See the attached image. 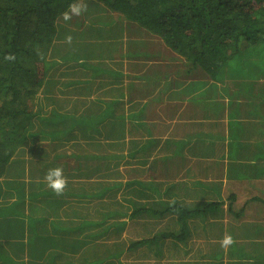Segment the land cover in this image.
I'll return each mask as SVG.
<instances>
[{
	"label": "trees",
	"instance_id": "1",
	"mask_svg": "<svg viewBox=\"0 0 264 264\" xmlns=\"http://www.w3.org/2000/svg\"><path fill=\"white\" fill-rule=\"evenodd\" d=\"M96 1L104 4L106 16L101 17V20L105 23L104 25L111 22L106 21L111 12L116 14V16L120 15L129 24L144 28L154 38L160 39L161 44L166 48V53L173 52V55H169L170 61L166 64L176 67L177 71L161 70V64L158 63L157 66L159 68L140 76L145 79L143 85L147 84L143 92L144 94L142 96L139 95L135 102L133 101V103H136L137 109L132 105V108L136 110H133L126 116L123 115L128 118L132 116L137 124H131L129 128L137 132L139 130H145L144 134L147 135V138L143 143L134 148L132 152L126 154L122 152L117 156L115 152L108 153V150L111 148L107 146H112L113 148V141L105 142L104 145L100 143L101 141L81 140L80 143L79 141H75L72 144L76 145L79 143V151L60 153L58 156L55 155L57 157L56 160L67 158L68 156H75V159L83 157L87 160L93 159L95 161L94 164L100 166L99 159L111 163L116 158H127V155L132 156L135 154L132 157L136 160L134 161L136 164L145 165V163H148V165L152 166L157 165V171L163 174L174 160V156L171 153L173 144L175 143L173 141L171 142L170 139H164L161 134H156V130L165 127L162 121L150 124L149 122L143 121V115L155 111V115L159 114L157 111V103L162 101V95L166 92L167 88H172L171 85H174L175 81L179 78H183L181 79L182 88L188 87L196 81L188 78V76H193L192 74H195L196 77L210 76L212 79L221 81V85L225 90L230 91V96L235 97L236 102L240 98L243 99L244 104L248 102L251 113L253 114L258 113V106L261 109L264 107V0ZM73 2L75 0H0V175L3 173L4 168L11 165L12 162L17 163L16 161L19 159L18 155L26 150L30 134L35 135L34 132L28 131L29 125L32 126L33 117L41 115L40 120L45 125L56 119H59V122L65 124L70 122L66 129L59 130V133L64 134L67 131L69 132L70 129L78 125L85 131V136H88L97 129V125L101 121L110 116L111 112H113L112 109H114V106L120 100H126L128 94L129 97L132 96L129 92L133 86H130L125 94L119 92L122 86H119L121 84L118 78L123 74L125 75L121 68L118 67L117 70H111L109 66L102 65L100 61H98L99 63H95L81 55L80 51L85 52L87 55L85 48L88 49L89 46H92L91 51H93L97 48V44L102 45L100 42L93 43L87 41V43L78 47V53L67 58L66 56L61 57V53L58 57H53L52 50L55 49L56 51L57 47L61 50L65 43L68 47L72 45L71 42L67 43L65 41V43H61L57 40L63 37L65 39L69 38L66 32H63L66 26L62 22L66 21L63 18V13L68 10V5ZM59 18L61 19L58 22ZM67 21L70 22V20ZM77 34V31L72 32L70 38L74 40ZM139 54L142 53H124L123 55L134 56ZM9 55L12 59L7 58ZM71 59H74L77 66L79 64L86 68L85 71L78 68L79 73L75 69L73 72L75 73V77L68 79L74 88H84L86 83L92 80L93 76L102 73H110V75L114 76L116 79H111V81L117 83L118 87H113L109 90L104 89L103 93L110 92L111 95L104 99L106 105L97 114L80 117V114H65L58 111L54 112L51 117L44 116L42 113H39L40 102L37 97L38 92L42 88H46L48 95L45 99L48 101L51 100L50 98L54 94L53 85L59 79H54V74H48V72L55 65L65 64ZM119 61L121 62V60ZM185 81H190V83L184 85ZM200 81L198 80L196 82L200 83ZM162 82L165 85H162L163 87L159 88V90L157 89L158 94L154 95L153 92L150 93L151 88L149 85L153 84L157 87V83L160 86ZM199 83L198 88L200 87ZM203 83L204 81L201 82V84ZM198 88L194 87L192 90H197ZM115 93H117L116 96H114ZM195 93L193 94L196 95ZM193 99L198 105L206 107L207 100L204 98L198 96L191 97L189 102ZM42 107L43 105H41V111ZM186 107L191 108V105H185L182 111ZM237 111V107H234L230 114V134H226L227 136L216 134L215 131L217 128L215 131H207L205 134L201 131L200 138L205 141V148L202 153L198 149L194 153L191 151L193 158L189 159L191 164L194 165L197 163L201 165L205 163V156L209 155L213 150H216L209 146V144L216 143L221 147L223 141H227L229 150L226 155L230 159L228 170L231 171L229 175L233 176L231 181L235 185L227 189L228 195L226 198L219 196L214 201L202 199L198 204V209L196 207L190 208L189 204L182 200H175L168 205L169 203L163 201L160 195L162 192L166 194V192L171 190V186H163L158 180L156 183H153L146 177L141 180L129 178L126 180L127 187H131L136 183L143 185L151 192L145 195V197L150 199L152 192H154L158 198L154 199V202L149 201L153 205H161V207L156 208L152 204L146 206L143 203L135 206L136 209L134 208L130 213H127L126 210H120L122 205L116 204L107 197L110 192L117 190L121 186V181L117 179H113L114 181H106L104 171L109 169L110 166H104L103 170L97 167L95 169L97 175L95 174L96 178H94L92 184H98L100 188L91 187L90 192H87V188L92 184L84 182L78 184L80 190L77 187L76 191H71L67 183L59 193L52 189L54 193L60 194L63 197L67 194L76 201L83 199V201L88 202L86 207L91 209L92 206H95V209H99L98 212L101 215V218L98 217L95 220H91L94 216L91 215L89 219L82 221L74 227H63L64 230L71 229L74 231L88 226L89 229L102 228L104 233H108L110 227H112L113 229H117L116 238H119L121 236V229L119 230V228L123 227L129 217L135 216V214H141L147 217L149 222H146L145 228L148 231L150 227L157 228L156 223L160 218L170 212L180 222V231L160 232L157 236L155 234L139 236L135 239H130L128 242L126 241V243L121 240L114 241L111 245L103 246L104 248L97 247L96 249L91 245L88 248L89 250H86L90 254H86L85 257L80 258V261L66 258L67 256L65 255H59V257L50 259L48 263L41 264H163L161 261L151 258V256L147 258L149 253L145 249L151 252L155 251V253L159 254V251L162 252L164 247L161 243L164 237L183 238L187 235L186 232L188 230L193 232V235L198 234V238H201L200 232H203V240L197 242L193 247L197 249L196 246L198 245V256L195 255L192 258L195 259L197 264H216L212 262L216 255L223 257L222 264H264V241H262L264 233L258 231L259 227L263 229L264 227L255 221L260 216L262 209L258 208L259 211L257 210L255 212L253 219L247 216L249 218L248 221L238 220L240 224H244L243 226L233 227L231 229V234L236 235L242 233L243 239H247L240 241V239L234 238L233 243L229 245L230 251L223 250L222 252H218L213 258L210 253L205 256L200 255L199 250L203 244H208L210 238L216 236L210 233L212 225L218 223V221L212 222L210 220L207 224L200 225L198 223V226L197 224L187 226L184 223V219L188 215L196 214L197 216L204 217L210 210H219L222 212L223 209L220 206L223 203L234 213L237 210V215L244 211V207L248 202H255L254 204H259L260 202L264 205V185L261 183L257 184L258 182L264 183V180H259L260 176H263L264 179V137H259L251 141L240 140L239 136H244L252 128V122L244 120L246 109L243 110V119L238 120L237 118L236 120ZM122 124L123 121L121 123L120 120L114 121L113 119L110 121L111 127H120L123 129L124 126ZM222 133L224 132L222 131ZM50 135L53 137L55 132H50ZM93 138L94 136H91L88 139ZM140 140H143V136L138 139V141ZM158 144L164 145L163 151H166V154H158ZM154 145L155 155L152 154L154 158L152 160L148 158V152L153 149ZM236 156L239 158L235 159L234 157ZM234 160H237L236 162L238 164H232ZM84 166L78 164L74 168L82 171ZM204 167H207L206 164ZM239 180L241 181L240 185L244 183L246 187L249 186L251 189L256 190V192L248 195L247 189L241 192L239 188L235 189ZM202 185L203 182L198 180V186ZM194 187L198 189L195 184ZM18 188L20 189L21 186ZM34 195L36 196V194ZM34 195L32 193L29 197H33ZM239 200L243 201L241 207L236 206V202ZM90 202L92 206L89 204ZM41 203H43V199ZM117 205L120 207L112 209ZM41 207H34L32 214L25 216L26 221L31 227H34L32 223L34 221L37 222L39 218L45 219L51 217L53 218L52 221H54V216L59 217L58 215H54L55 213H44L46 206L43 207L42 204ZM1 210H10V205H0ZM40 212L41 215H38ZM87 214L90 215L91 212ZM114 215H119L115 217L116 219L120 216H127V219L120 221L114 219L113 221ZM107 216L113 217H111L109 222L105 223ZM0 217L2 219L6 216L2 214ZM5 221H8L11 225L13 221L16 222L17 220L9 216L5 218ZM56 224L58 223H53V226L56 227ZM253 225H255L254 228L256 229L254 234L249 231V227ZM12 227L16 228L15 226ZM100 234L97 230L94 234L89 233L90 236L94 237L100 236ZM53 236V234L45 233L44 236L40 237L41 242L43 241L51 245L54 241ZM252 238L254 239L252 240ZM153 239H157L159 243H153ZM75 242L79 243V240H75ZM83 243L84 241H81L79 245L81 246ZM170 247L171 250L168 253L170 256L169 259L176 255L175 247L172 245ZM0 248V260L5 264L23 263V261L12 259V257L3 252L1 246ZM216 248L218 249L219 247ZM44 250L45 248L41 251ZM173 251L175 252L173 253ZM125 253H128V256H132L134 253L138 255L143 253L146 257L144 259L145 262L131 260L128 263L126 261H120ZM162 255L161 253L159 257ZM59 258L60 261H57ZM174 259H177L176 264L181 263L180 258Z\"/></svg>",
	"mask_w": 264,
	"mask_h": 264
},
{
	"label": "rangeland",
	"instance_id": "2",
	"mask_svg": "<svg viewBox=\"0 0 264 264\" xmlns=\"http://www.w3.org/2000/svg\"><path fill=\"white\" fill-rule=\"evenodd\" d=\"M83 2L86 4V10L83 14L80 16L73 15L70 22H62L66 26V29L63 32H66V35L69 38L65 39L63 37L57 40L61 43H65V41H67V43L71 42L72 45L68 47L65 43L61 50L59 47L56 48V51L55 49L52 50L53 57H58L61 53V57L66 56L67 58L78 53V47L87 43V41L93 43L100 42L102 45L97 44V48L98 46H100V48H96L93 51H91L93 48L92 46H89V51L84 46H81L85 48L88 56L83 51H80L81 55L95 63L100 61L102 65L109 66L111 70H117L118 67L121 68L125 75L123 74L118 78L120 79L121 84L119 86H122L120 87L121 89L119 92L125 94L129 90V87L133 86L129 92L132 96L129 97L128 94L126 100H120L114 106V109H112L113 112H111L110 116L101 121L97 125V129L91 132L88 136H85V131H83V128L78 125L70 129L69 132L67 131L64 134L59 133V130L66 129L70 122L65 124L59 122V119H56L45 125L44 122L40 120L41 115L32 118V126L29 125L28 131L32 133L34 132L35 135L30 134L26 150L18 155L19 159L16 161L17 163L12 162L11 165L4 168L3 173L0 175V205H10V210L0 211V215L4 214V216H6L0 219V246L3 248V252L12 257V259L23 261V263L20 262L19 264L48 263L50 259L59 257V255H65L67 256L66 258L80 261V258L85 257L86 254H90L86 250H89L88 248L91 245L97 249V247L100 248L106 245H111L114 241L121 240L126 243V241L128 242L130 239H135L139 236H148L149 234H155L157 236L160 232H170L173 230L180 231V222L177 221V217L170 212L160 218L156 223L157 228L150 227L148 228V231H146L145 226L146 222H149V219L145 216L135 214V216L129 217L128 219L127 216H120L116 219L115 217L119 215H114L113 221L114 219L118 221L127 219L123 227L119 228V230L121 229V236L119 238H116L117 229H113L112 227H110L108 233H104L102 228L89 229L88 226H86L83 229L75 230L72 234L73 238L71 237L67 241H60L59 239H61L62 234L65 233L61 234L56 230L52 225V222L55 223V220L52 221L53 218H39L37 222L34 221L32 223L34 227H31L25 217L39 204H43V207L46 206V211L44 213H52L50 205L47 206L44 202L41 203V200L43 199L41 190L50 189L45 180V175L49 169L55 167L63 168V175L65 176L67 183L73 178H84L85 180L94 179L97 175V172L95 171L97 167L103 170L104 166H110L109 169L104 171L106 181L117 179L118 181H121V186L117 190L110 192L107 197L116 204L122 205L123 208L121 207L120 210H126L127 213H130L135 206H139L143 203L146 206L151 205V201L154 202V199L158 198L154 192H152L150 199L145 197V195H148V193L151 192L148 188L138 183L131 187H127L128 184L126 183V180L129 178L141 180L145 177L153 183H156L158 180L163 186H171V190L166 192V194L165 192H162L160 195L163 201L169 203L168 205L175 200H182L188 203L190 208L196 207L198 209V204L202 199L214 201L217 200L219 196H221V198H226L228 195L227 189L235 185L231 181L233 176L229 175L231 174V171L228 170L230 159L226 155L229 150L227 141H223L221 147L216 143L209 144V146L216 150H213L209 155L205 156V163L201 165L195 163L193 165L189 162V159L193 158L191 151L194 153L195 150L198 149L202 153L205 148V141L200 138L201 131L205 134V132H213L217 128L215 131L216 134L227 136L226 134H230L231 132V130H229L230 114L232 113L233 108L237 107L238 111L236 114V120L237 118L238 120L243 119V110L246 109L244 120L252 122V128L249 129L244 136H239L240 140L244 139V141H251L259 137H264V107L261 109L260 106H258V113L253 114L251 113L248 102L244 104L242 98L238 99L236 102L235 97L230 96V91L225 90L221 85V81L219 82L217 79H212L210 76L196 77L195 74L191 73L193 76H188V78L193 81L201 80L200 83L195 81L188 87L182 88L181 79L183 78H179L175 81L174 85H171L172 88H167L166 92L163 94L164 96L162 95V101H160L157 107L159 114L155 115V111L143 115V121L149 122L150 124L162 121L163 124H165V127L156 130V134H161L164 139H170L171 142L173 141L175 143L173 144L171 153L174 156V160L163 174H160L157 171V165L152 166L148 165V163H145V165L136 164L134 162L136 160L132 157L135 154L132 156L127 155V158H116V160H113L111 163L99 159L98 162L100 163V166L95 165L93 159L87 160L83 157L75 159V156H68L67 158L56 160L57 157H55V155L58 156L60 153L79 151L80 145L78 144L81 140H93L95 142L101 141L100 143L104 145L105 142L113 141V148L112 146H107L108 148H111L108 150V153L115 152L117 153V156L122 152L125 154L132 152L134 148L143 143L147 138V135L144 134L145 130H139L137 132L129 128L131 124H137L132 116L129 118L125 117L127 114L137 109V105L136 103H133V101L135 102L139 95L142 96L147 87V84L143 85L145 79L140 76L159 68L157 66L158 63L161 64V70L177 71L176 67L166 64L170 61L169 55H173V52L170 51L166 53V48L161 44L160 39L154 38L153 35L147 32L144 28L129 24L123 17L120 15L116 16V14L111 12L106 20L111 22L104 25L105 23L101 20L102 16H106L104 4L96 0H83ZM60 19L61 18L58 19V22ZM75 31H77L78 34L73 40L70 37L72 36V32ZM124 53L142 54L133 56L123 55ZM174 55L176 54L174 53ZM119 60H121V62ZM78 68L83 71L86 70L85 67L79 64L77 66L74 59H71L65 64L55 65L48 72V74H54V79H59V81L53 85L54 94L50 98L51 100L48 101L45 99L48 95V90L46 88H42V90L38 92L37 97L40 102L39 113L51 117L54 112L60 111L65 114H80V117H82L84 115L97 114L105 107L106 103L104 99L108 98L111 93H103V91L104 89L109 90L113 87H118L117 83L111 81V79L116 78L110 75V73L96 74L90 82L86 83L84 88H74V86H71L68 79L75 77V73L73 72L75 69L78 72ZM202 81H204L203 84H201ZM187 83L189 84L190 81H185L184 85H187ZM198 83L200 86L199 88ZM162 85H165L164 82H162L160 86L157 83V87L153 84L149 85L151 88L150 93L153 92L154 95H156L159 88L163 87ZM194 87H197L198 89L192 90ZM116 94L117 93H115L114 96H116ZM197 96L207 100L206 107L192 105L193 108L186 107L184 108V111H182L185 104L188 103L191 105L189 99ZM164 100H166V104L163 103ZM41 105H43L42 111ZM132 105L136 109H133ZM176 108L178 109L176 110ZM113 119L114 121L120 120L121 123L123 121L122 125L124 128L111 127L110 121ZM52 131L55 132L53 137L50 135V132ZM222 131L224 133H222ZM91 136H94V138L88 139ZM142 136L143 140L138 141ZM75 141H79V143L72 145ZM163 150L164 145L158 144L157 152H159V155L166 154V151ZM95 152L97 153L96 150ZM148 153V158L153 160L154 158L152 154L155 155V145ZM234 158L237 159L239 157L236 156ZM234 161H232V164H238L236 162L237 160ZM78 164L85 165L82 176H79L78 172L74 173V167ZM205 164L207 167H204ZM100 178L102 177L100 176ZM198 180L203 182L202 186H198ZM259 180L263 181V176H260ZM240 183L241 181L239 180L237 182L238 185L235 188H239L240 192L244 189H247L246 191L248 195L256 192V190L251 189L249 186L246 187L244 183L241 185ZM259 183L264 185L263 182H258L257 184ZM194 184L198 189L194 187ZM20 186L21 188L19 189L18 187ZM92 187L96 188L97 186L92 185ZM201 190H203L202 194ZM32 193L33 195L36 194V196L29 197ZM81 202L82 200H78L74 203L71 201L67 202L66 206L68 209L61 215L62 219H68L70 222L67 225H77L82 221L89 219L91 215H94V218L92 217L91 220H95L98 217L101 218V215L98 212L99 209H95V206H92L91 202L89 203L92 206L91 209L86 207L88 202H84L83 206L81 205ZM152 206H155L156 208L161 207V205L153 204ZM118 207L120 206L117 205L112 209ZM220 208L223 209L222 212L219 210H210L204 215V217L193 214L188 215L184 219V223L187 226H193L196 224L198 226V223L200 225L207 224L210 220L212 222L216 220L218 221V223L212 225L210 233L216 236L210 238L211 240L209 239L207 245L203 244L201 246V249L199 250L200 255L205 256L209 254L206 250L207 247H222L220 241L224 235H228V230L226 228V226L229 225L226 224V221L229 218L227 216V205L223 203ZM258 208L262 209V211L255 221L262 224L264 227L263 203L259 202V204L256 203L251 207L252 212L248 213V217L253 219L255 217V212L257 210L259 211ZM68 211L72 214L68 215ZM90 212L91 214L88 215L87 213ZM38 215H41V212L38 213ZM9 216H12L17 220V223L15 221L11 223V225L16 228L12 227L8 221H5V218ZM111 217L107 216L105 223L109 222ZM249 218H246L245 221H248ZM243 225L244 224L241 226ZM254 226L255 225L249 227V231L253 234L256 232ZM96 230L98 233H101L100 236L94 237L89 235V233L94 234ZM258 231L264 233V229L261 227H259ZM45 233L54 235L52 237L54 241L51 245L43 241L41 242L40 237L44 236ZM192 233L193 232L188 230V232H186L187 235L183 238L172 240L169 236H166L162 240L163 244L165 241L164 247L168 246L170 241L174 247L175 244L178 245V243H180L181 247H178L180 251L175 255V258L181 259V263L179 264H197L195 259L192 258L195 255L198 256V245L196 246L197 249H194L193 247L197 242L203 240L204 237L203 232H200L201 238H198V234L193 235ZM253 239L254 238H252V240ZM75 240H79V243H76ZM81 241H84V243L80 246L79 244ZM262 241H264V237ZM154 242L159 243L157 239H153V243ZM44 248L45 250L41 251ZM176 250L177 249H175V251ZM175 251H173V253ZM154 254L155 251L152 252V255ZM159 255H161V252ZM215 255L216 254H211L212 258ZM149 256L150 255H148L147 258ZM164 257L165 255H162L160 260ZM144 259H146V257L143 253L140 255L134 253L132 256H128V253H125L120 261L122 260L128 263L131 260L145 262ZM57 261H60V258ZM212 262L222 264L223 257L221 255H216ZM0 264L5 263L0 260Z\"/></svg>",
	"mask_w": 264,
	"mask_h": 264
},
{
	"label": "crops",
	"instance_id": "3",
	"mask_svg": "<svg viewBox=\"0 0 264 264\" xmlns=\"http://www.w3.org/2000/svg\"><path fill=\"white\" fill-rule=\"evenodd\" d=\"M157 93V92H156ZM158 94V93H157ZM157 97V96H156ZM159 103L160 102H158L157 103V107H158V105H159ZM163 103H165L166 104V100H164V102ZM188 104V103H187ZM187 104H185V105H187ZM190 105V104H189ZM192 105H196V106H198V103L193 99L192 101H191V108H193L192 107ZM217 110V109H216ZM182 124V123H181ZM117 170V169H116ZM75 172H78V175L79 176H82V174H83V172H84V168L82 169V171H79V170H77V169H74V173ZM93 180L94 179H91V180H85L84 178H73V179H70V181H68L67 182V185H68V188L69 189H71V191L72 190H77V187L79 188V186H78V184H80V183H84V182H87V183H91L92 184V182H93ZM99 180V179H98ZM92 185H96L97 186V188H100L99 187V185L98 184H92ZM92 185H89V187L87 188V192H90V190H91V187H92ZM79 190H80V188H79ZM41 194H42V198H43V202H44V204L45 205H47V206H49L50 205V208H51V210H52V213L54 214V215H58L59 217H57V216H54V219H55V222L56 223H58V224H56L57 226H58V228H57V226L55 227L56 228V230L57 231H59L61 234L62 233H65V234H62V236H61V239H59L60 241H67L68 239H70L71 237L73 238V233H74V231L73 230H71V229H68V230H64V228L63 227H74V226H70V225H67L68 223H70L69 221H68V219H62V214L68 209L67 208V206H66V204H67V202H69V201H71L72 203H74V202H77L73 197H71V196H69V195H67V194H65L64 195V197L63 196H61L60 194H57V193H54L53 191H52V188H50V189H42L41 190ZM80 200H82V202H81V205L83 206V204H84V202L85 201H83V199H80ZM237 204H236V206L237 207H241V205L243 204V201H241V200H239V201H237L236 202ZM255 202H248V204L244 207V211L242 212V213H240V214H236V211L237 210H235V213L232 211V210H229V208H227L228 210H227V216L229 217V218H232V219H229L228 218V220L226 221L227 223L226 224H229L228 226H226V228H227V230H228V235L230 234L231 236H232V239H234V238H236V239H240V240H242L244 237H243V234L242 233H239V234H231V229L233 228V227H240L242 224H240V222L238 221V220H241V221H244L245 219L244 218H247V216H248V213H250V212H252L251 211V207H253L255 204H254ZM39 207H41L42 206V204H39L38 205ZM38 206H36V207H38ZM52 206V207H51ZM42 208V207H41ZM42 210V209H41ZM74 211V210H73ZM213 211H215V210H213ZM32 212H33V210H32ZM32 212L30 213V214H32ZM49 213V212H48ZM68 215H71L72 213H70L69 211H68V213H67ZM140 216H144V215H141L140 214ZM60 220H61V223H60ZM51 222V221H50ZM53 223L54 222H52V225H53ZM61 224V225H60ZM224 224V223H223ZM224 232H225V230H224ZM169 238H171L172 240L173 239H176V238H174V237H169ZM155 243V242H154ZM157 244V243H156ZM162 244H163V241H162ZM164 244H165V241H164ZM164 244H163V246H164ZM161 245V244H160ZM170 245H172V242L170 241L169 242V244H168V246H170ZM168 246H165V247H163V250H162V254L163 255H165V257L162 259V260H160V257L159 256H157V255H159V254H157V253H155L154 255H152V252L149 250V251H147L148 253H149V255L152 257V258H154V259H156V260H159V261H161L163 264H176L175 262L177 261V259H174L175 258V256L173 257V258H171V259H169V252H170V250H171V248L170 247H168ZM178 247H181L180 246V243H178V245H176L175 244V249H177L176 250V253H179V251H180V249H178ZM145 250H147V249H145ZM207 253H210V254H217L218 252H222L223 250H225V251H230V248H229V245L227 246V247H219L218 249L216 248V247H207ZM160 253V252H159ZM183 261H185V260H183Z\"/></svg>",
	"mask_w": 264,
	"mask_h": 264
},
{
	"label": "clouds",
	"instance_id": "4",
	"mask_svg": "<svg viewBox=\"0 0 264 264\" xmlns=\"http://www.w3.org/2000/svg\"><path fill=\"white\" fill-rule=\"evenodd\" d=\"M86 10V4L83 0H75V2L68 5V10L63 13L64 20H70L73 15L80 16ZM8 59H12L9 55ZM45 180L48 183V186L52 188L57 193L61 192L66 184V178L63 175V168L55 167L48 170L45 175ZM233 243L231 235H224L220 241L222 247H227Z\"/></svg>",
	"mask_w": 264,
	"mask_h": 264
}]
</instances>
